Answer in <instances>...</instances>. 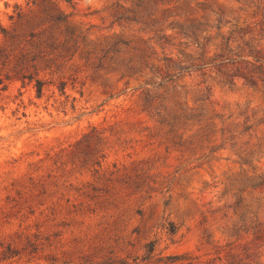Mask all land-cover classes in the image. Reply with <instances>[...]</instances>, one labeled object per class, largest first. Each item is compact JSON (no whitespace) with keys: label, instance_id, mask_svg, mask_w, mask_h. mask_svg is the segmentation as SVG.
I'll return each mask as SVG.
<instances>
[{"label":"rangeland","instance_id":"1","mask_svg":"<svg viewBox=\"0 0 264 264\" xmlns=\"http://www.w3.org/2000/svg\"><path fill=\"white\" fill-rule=\"evenodd\" d=\"M258 64L264 0H0V264H264Z\"/></svg>","mask_w":264,"mask_h":264},{"label":"trees","instance_id":"2","mask_svg":"<svg viewBox=\"0 0 264 264\" xmlns=\"http://www.w3.org/2000/svg\"><path fill=\"white\" fill-rule=\"evenodd\" d=\"M37 0H32L33 3H35ZM1 30H3L1 28ZM201 53V57H202ZM178 66V64H177ZM179 68H181L179 66ZM254 73H258L260 75L264 74V64H258L253 67V70L249 72V77H252ZM41 90V85L40 81H38V86H37V93L40 94ZM168 232L169 234H173L175 232V226L172 222H169L168 224ZM155 246H156V241H149L148 243L145 244V254L141 257H135L133 258V262L129 263L126 261H118V262H109L107 264H170V263H175L180 260L185 259L184 255H167L164 257H156L154 258V251H155Z\"/></svg>","mask_w":264,"mask_h":264}]
</instances>
